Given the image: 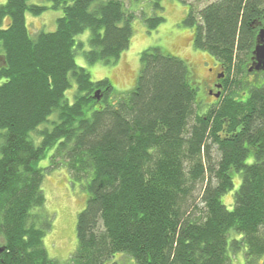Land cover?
<instances>
[{"label":"trees","instance_id":"obj_1","mask_svg":"<svg viewBox=\"0 0 264 264\" xmlns=\"http://www.w3.org/2000/svg\"><path fill=\"white\" fill-rule=\"evenodd\" d=\"M28 1L0 6V264H56L42 187L62 165L87 195L68 264H264V75L245 81L264 0H217L183 19L224 71L206 109L187 65L160 48L140 54L134 89L116 97L77 66V56L110 65L128 50L135 13L124 0ZM48 10L62 13L55 31L30 34L25 16ZM141 20L148 31L164 22Z\"/></svg>","mask_w":264,"mask_h":264},{"label":"rangeland","instance_id":"obj_2","mask_svg":"<svg viewBox=\"0 0 264 264\" xmlns=\"http://www.w3.org/2000/svg\"><path fill=\"white\" fill-rule=\"evenodd\" d=\"M215 1L217 0H161L162 10L154 12L150 0H124L128 10L135 13V18L131 23L133 35L128 50L122 53L114 64L89 65L80 56L76 57V64L87 70L92 82L107 79L113 89V96L116 97L134 89L140 72V54L148 48H160L164 54L178 58L187 65L190 85L197 89V102L203 105V109H206L213 101L209 95V86L214 76L222 72V68L206 52L193 47L194 29L182 22L189 9H192L197 16L200 10ZM4 2L5 0H0V6L4 5ZM28 3L37 7L49 8L51 0H29ZM142 14L147 18L156 14L162 17L164 22L157 29L148 31L147 26L141 20ZM60 17H62L60 11L48 10L37 17L27 14L25 19L29 33L35 35L40 31H55L56 20ZM8 23L9 20L5 18L2 28H6ZM88 37L87 31L77 39L86 45ZM254 80L256 79L253 76L245 77L246 82ZM71 85L72 88L66 94L69 99L75 91V84L72 82ZM213 93L216 92L213 90ZM112 100L114 98L109 101ZM213 104L215 103H211ZM102 105V103L96 105L95 110ZM211 155L213 158L216 157L214 148ZM46 164L47 159L40 163L42 166ZM84 184V181H74L63 165L50 170L45 175L42 189L46 202L42 214L49 220L50 230L46 231L43 243L49 259L56 264H68L76 248L77 216L85 208L87 200L83 189ZM198 193L197 191L194 193L196 200L200 195ZM231 195L232 193H229L222 198L226 206L231 203ZM37 227L40 225L38 224ZM114 263L131 264L129 259L123 256H118Z\"/></svg>","mask_w":264,"mask_h":264},{"label":"flooded vegetation","instance_id":"obj_3","mask_svg":"<svg viewBox=\"0 0 264 264\" xmlns=\"http://www.w3.org/2000/svg\"><path fill=\"white\" fill-rule=\"evenodd\" d=\"M5 2H6V0H5ZM5 2H4V4H5ZM263 28H264V23H263V26L259 27V29L261 30ZM253 63L254 62H253V60L251 58V61H250L249 67H248V74H249L248 76H253V77H255L256 80L257 79L259 80L260 73L256 72L252 68ZM250 68L252 70L251 72H249ZM224 79H225V75H224V71L223 70H222V72H220V73H218V74H216L214 76V80L212 81V83L209 86V88H210L209 95H210V97L213 100L211 103H213V102L216 103L220 99V97H221V95L223 93V81H224ZM256 80H254L253 82H247V85L249 86V85L257 84L258 80L257 81ZM213 90L216 93H213ZM211 103H210V105H211Z\"/></svg>","mask_w":264,"mask_h":264},{"label":"water","instance_id":"obj_4","mask_svg":"<svg viewBox=\"0 0 264 264\" xmlns=\"http://www.w3.org/2000/svg\"><path fill=\"white\" fill-rule=\"evenodd\" d=\"M253 65L252 68L259 73L264 75V28L259 30L257 37H256V44L254 49L251 53ZM251 68L249 72H251ZM98 93V92H97ZM98 99V97H97Z\"/></svg>","mask_w":264,"mask_h":264}]
</instances>
